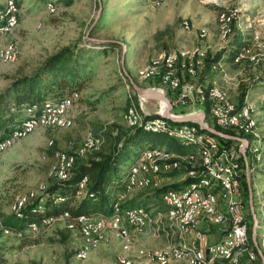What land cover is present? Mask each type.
<instances>
[{"label": "rangeland", "instance_id": "rangeland-1", "mask_svg": "<svg viewBox=\"0 0 264 264\" xmlns=\"http://www.w3.org/2000/svg\"><path fill=\"white\" fill-rule=\"evenodd\" d=\"M4 1L0 0V7H3ZM17 1L18 24L4 38L0 52L12 43L16 46L18 57L12 63L2 61L0 57V91L12 78L32 73L47 56L66 45L78 46L80 50L85 48L81 71L89 78L84 88L77 90L78 93L63 98H72V106L65 117L67 126H39L0 153V222L2 216L11 212L18 215L20 208L24 209L46 190V185L54 180L51 174L58 167L60 156L67 154L66 156L69 155L68 157L75 161L77 156L91 157L100 150L109 149L114 141L107 134L115 135L116 126L121 129L128 127L125 116L130 108L135 107L146 119L163 117L164 112L163 114L157 112L162 106L166 107L162 100L151 98L146 103L143 96L136 95L131 88L122 69V43L127 45L126 69L135 81L142 87L164 92L171 99L172 95L168 90L170 88L166 84L162 81L161 84H157L154 80H148L154 78L148 74L152 71L154 62H161L166 55L179 54L181 51L193 55L197 50L203 53L209 49V52L216 54L224 49L227 51L222 55L221 61L217 62V66H214L216 63L212 66L214 72H208L202 81L208 85L214 84L213 86L208 87L185 80L184 73L187 75L189 73L180 70V66L183 62L188 64L192 62L181 56L177 62L178 77L181 83L192 84L196 91L200 87L219 88L226 92L235 104L241 92L245 90V102L254 105V117L258 122V128L253 140L248 141L259 149L260 155L254 157L248 151L251 167L249 163V177L245 168V177L247 181L250 180L252 187L254 209L258 218L257 240L264 251V241L261 239V236H264V0H101V10L99 0H73L70 6L65 4V0ZM218 8L223 9L219 11ZM222 12L228 13L232 20L236 14L239 15L233 23L235 22L242 30L245 39L251 42V53L244 58L251 62L235 64L239 63L235 62L237 56L234 58L235 63L230 59L229 46L233 33L226 40L222 38L219 21ZM160 31L165 33L156 37ZM202 32L207 33V38H201ZM113 40L118 44L111 45ZM205 59V55H202L193 61L197 75L205 66ZM198 61H201L200 65H197ZM214 78L218 80L217 83H212ZM180 95L179 92L177 98L174 97L173 104L175 100H179ZM128 100H132V103L127 108ZM58 101L50 98L42 106H33L36 107L35 110L29 107L26 116L20 111L14 121L15 127L9 133L3 130L0 134H7L10 137L25 120L37 115L48 103H60ZM204 105L198 97V103L177 104L173 108V113L177 115L205 113ZM194 107L196 111L193 110ZM89 137L96 139V146L82 153L84 143ZM204 138L210 140L206 135ZM52 146L55 149H52ZM167 146L168 142L158 148L170 151ZM148 150L151 149L141 154L135 151L122 167V171H127L138 156V161L131 168L140 167ZM186 168H190V172L195 170L193 172L196 173L202 170L199 162L186 165ZM165 176L157 177L154 182L156 186L149 189L183 182L190 178V173L185 175L183 170L174 177ZM139 191H132L128 198L136 196ZM143 191L146 190L141 192ZM120 192L117 193V198ZM124 196L126 197V194ZM163 206L165 204L162 196V199L151 200L144 207H136L147 211L149 222L145 233L135 237L129 248H126L119 239V233L109 226L113 215L93 217L106 221V228L102 233L106 241L96 249L90 248L89 236L83 233L82 226L80 228L73 226L64 215L47 220L45 224L31 223L26 226L27 222L18 230L5 229L0 223V264H123L121 260L129 262L126 261L125 264H158L151 260L153 254L164 251L171 244L179 247L181 243H194L187 242L188 236L179 238L180 236L169 228L174 226L167 218L166 206L161 209ZM248 206L245 218L248 220L250 230V226L253 229L254 218L251 225L249 219V214H252L251 206L250 204ZM151 226L152 229L149 230ZM215 226L218 227L220 235L228 233L226 227L210 222L203 224L201 232L205 229L215 232ZM33 227L36 229L32 230ZM63 234L66 237H63ZM163 238L165 242L161 246L152 245L150 242L153 239L156 243L158 241L156 239ZM147 239L150 240L148 243ZM249 250L251 251L250 246ZM82 252H86V259L79 257ZM244 254L245 252L242 253ZM174 262L175 260H171L168 264H175ZM178 264L188 263L181 261ZM215 264L226 263L220 261Z\"/></svg>", "mask_w": 264, "mask_h": 264}, {"label": "trees", "instance_id": "trees-1", "mask_svg": "<svg viewBox=\"0 0 264 264\" xmlns=\"http://www.w3.org/2000/svg\"><path fill=\"white\" fill-rule=\"evenodd\" d=\"M72 3L73 0H65V4L67 6H70ZM218 9L220 11L223 8ZM237 16L239 15L237 14L235 16L230 25L231 31L229 36L233 33V36L230 39L229 46L231 48L230 59H233L234 62V58L237 56V58H235V62L239 61V63H234L242 64L245 61H249L245 60L244 58L246 56H249L247 55V51L252 45L250 40L245 39L242 30L238 28L237 24L235 22L233 23V21L238 18ZM165 31L157 32L156 37L163 35ZM110 44L117 45L118 43L112 42ZM105 48L106 46H104L103 49ZM80 49L81 48H79L78 46H63L59 50H56L54 53L47 56L46 59L32 73L18 75L17 77L11 79L9 84L2 91H0V131H11L15 127L14 121L20 111H22L24 116H26V110L29 107L42 106L46 102V100L50 98L57 101L61 100L66 95H72V93L75 92L78 93L77 90L84 88L86 80L89 78V76H87V74H82L84 72L81 71V64H83L85 48H83L82 50ZM243 49H245L244 52ZM226 51L227 50L223 49L216 54L208 52V55L205 59V66L203 67V69L198 73L195 78H192L191 76L184 73L185 80H190L197 84L208 87L213 86L214 84L208 85L203 83L202 81H204V76L208 72H214V70L212 69L213 64L216 63V65L214 66H217V62L221 61L222 55L225 54ZM148 80H154L157 84H161L160 77H155ZM131 88L133 89L132 86ZM168 90L172 95V100H174V97L176 99L179 94V91H174L171 89ZM206 90L210 91L212 89ZM135 94L137 95L136 92ZM245 98L246 91L243 90L239 96V100L236 101L239 107H242L245 104L249 103L248 101L245 102ZM211 102L212 101L208 100L203 106V110L206 113L207 121L210 122L211 125L226 134L243 137L249 141L253 140V135L257 130L258 126L256 129L251 130L249 132L238 131L233 128H223L219 126L215 121H213L214 119H212L213 117L211 115ZM131 103L132 100H128L127 108L130 106ZM176 106L177 104H174V108ZM136 111L138 112L137 109ZM138 114L145 119V117H143L139 112ZM210 119H212V121ZM189 124L195 125L200 129V126L197 122ZM116 127L117 133L115 135L107 134V136L114 141V144L109 149L100 150L95 156L91 157H88L87 155L83 157H75L74 167L72 169L71 176L69 179L60 181L53 177L54 180L50 184L46 185V190L40 193V195L34 198L30 203H28L24 207V209L20 210L18 215L11 212L8 215L2 216V220L0 222L1 226L5 229L18 230L22 229L27 222L28 223L26 224V226L31 223L41 224L43 220H50L52 218L60 217L65 213H68L70 215L69 221H71L74 226L79 228L77 220L80 217L113 215L114 204L116 203L118 196L117 193L119 191H121L120 193H122L126 189L129 180L128 176L130 168L138 161L139 156L135 161H133L127 171H122V167L130 159L131 155L135 151L137 153L140 152L141 154L143 151L149 148L164 146L166 142H168L167 147L174 154L187 155L196 150L194 147L185 146L176 138L170 137L164 133L148 132L142 127H127L126 129H121L119 126ZM202 132V134L205 133L204 135H206L208 139L219 141L220 143L231 147L232 151L239 152L240 148L237 147L238 141L232 139H225L207 131ZM102 139L106 140L104 137ZM51 148L55 149L53 146ZM247 156L250 163L249 152L247 153ZM240 161L242 163L243 169L245 170L246 163L243 156L240 158ZM181 171L183 170L175 171L171 174L166 175L165 177H174ZM84 179H87V183L83 188H81V183ZM192 181V178H187V180L183 182L164 185L162 188L158 189H137L140 190V193H138L136 196L129 197L125 201L122 208L124 210H127L136 207H144L151 200L162 199V196L165 192L169 190H179L181 188H184ZM242 182V189L244 192L243 195L245 198L246 205L248 206L250 188L245 176ZM155 186L156 185L154 183L151 188ZM142 190L146 191L141 192ZM39 199L41 200L39 201ZM164 208L165 206H163L161 209ZM249 219L251 220V225H253L252 214H249ZM252 233L253 229L252 226H250V249L251 251H255L257 254L258 261L256 262V264H262L261 257L252 239ZM63 237H66V235L63 234ZM245 254V258H247L248 261L249 254L248 252H245ZM241 255H238V259L244 257V255ZM221 262L231 264V262L229 261ZM215 263L216 262H214L213 264Z\"/></svg>", "mask_w": 264, "mask_h": 264}, {"label": "bare ground", "instance_id": "bare-ground-1", "mask_svg": "<svg viewBox=\"0 0 264 264\" xmlns=\"http://www.w3.org/2000/svg\"><path fill=\"white\" fill-rule=\"evenodd\" d=\"M3 7H0V45L3 43L4 38L12 32V30L18 24V17L16 13H18V5L16 0H5ZM11 11V19L9 25H7V19H9V13ZM237 15V14H236ZM232 18L226 12H222L220 14V23L222 27V38L226 40L230 34V25ZM229 33V34H228ZM201 38H207V33L202 32ZM180 52V51H179ZM199 50H197L193 55L189 53L181 51L179 54H169L166 55L163 61H156L153 63V69L149 74L151 77H160L163 84H166L171 90L177 91L172 86V81L169 78L178 77V59L181 57L187 58L192 63L188 64L183 62L180 66V70H186L189 75L196 77L197 70H195L196 66L193 63L195 59H199L202 57ZM251 49L247 51V55H250ZM197 56V57H196ZM0 57L2 61L7 63H12L17 60L18 52L16 46L12 43L8 44L1 52ZM168 57V58H167ZM180 61V60H179ZM197 61V60H196ZM181 63V61H180ZM196 63V62H195ZM201 61L197 62V65H200ZM180 65V64H179ZM186 72V73H187ZM179 78V77H178ZM180 82V79H179ZM189 87L194 89L192 84L188 85ZM202 104H205L208 100L212 101L211 103V113L216 121V123L223 128H233L238 131L249 132L254 130L258 126V122L254 117V105L252 103H247L242 107H237L230 97H228L227 93L219 88H214L210 91L206 89H197ZM215 92L224 100L225 109L235 110V114H241L240 124L235 122H225L222 119H218L214 116L215 114V103L214 97ZM179 100H183V92H180ZM77 98V95L74 96ZM162 100L165 104V100L162 98H157ZM60 103H48L42 110L38 111L37 115L31 116L29 119L25 120L18 130H14L15 132L9 135L0 134V153L6 151L8 148L12 146L14 141L20 140L21 138L27 136L32 133L39 126H53V127H65L67 126V122L65 120L66 113L72 106V98L67 97L61 101ZM167 105V104H166ZM57 108V111H56ZM36 107H33L35 110ZM163 114V112L161 113ZM127 126L129 128L142 127L144 130L148 132L155 133H165L170 137L176 138L178 141L185 143V146H192L196 150V153H192L191 155H178L174 154L170 151H164L161 148L156 147L149 148L151 150L146 151L144 155V159L141 161L140 167L131 168V172L128 180V184L126 189L123 191L122 200L119 202L118 198L116 203L114 204V218L110 223V227L119 233V239H121L122 243L126 248L131 247L133 244L135 237L141 236L145 233L148 222L149 215L147 211L141 208H131L124 210L122 206L125 201L128 199V195L132 193V191L137 189H149L154 185L155 179L160 176H165L171 174L175 171H179L183 169L184 159L186 158V165H193L194 163H200L202 170L198 173L190 172V178L193 181L181 188L179 190H169L163 194V201L166 206L167 218L173 224L176 230L183 234H189L191 231L190 226L187 225L189 221V213H183L182 203L181 202H172L168 199V196H172L173 194H177L181 191H187L191 189L192 185H199L201 182H206L209 185H212L215 188V191L218 193V210L221 213L219 218H207V220L203 221L211 222L217 226H223L226 223H229L230 232H234L236 230V219L240 221V236L242 238V243H234L227 250L223 251L219 255H212L208 259H204L203 252L200 248L194 246H172L164 251L158 252L157 254H153L151 260L158 264H168L171 260L175 261H185L188 264H213L214 262L219 261H229L231 263H238L240 259H238V255H241L243 252H248L249 260L254 261V254L249 250V224L247 221L246 212L248 211L245 199L243 197L242 191V180L245 176V172L243 171V166L240 161V158L243 156L240 152H235L231 150V156L237 159V164L239 165V170L235 168H226V175L231 177L235 187L238 189V192L234 191L232 187V182L224 175L223 171H218L213 169L212 167H205L206 164H211L212 162V154L207 153L206 151V143L202 138H188L184 139L180 136L175 135L173 131L163 130L159 127L151 126L149 124H162L170 128H175L178 130H186L193 135L204 137L201 130L195 125H191L188 122L183 124L174 123L171 120L164 117H156L151 119H144L138 114L135 108H130L125 116ZM166 119V120H165ZM171 122H169V121ZM149 123V124H146ZM178 124V125H175ZM201 131V132H200ZM10 132V131H9ZM8 132V133H9ZM96 139L94 137H89L85 143L84 148L82 149V153L87 150H92L96 146ZM239 142V141H238ZM249 142V141H248ZM241 147H245L246 143L239 142ZM250 143L249 147L246 149V154L249 151L254 157L260 155L259 149ZM173 158V159H172ZM166 160H171L168 164H162V171H156V165L158 162H165ZM75 161L73 158L68 157L66 155L60 156L59 165L54 169V172L51 174L52 177L62 181L67 180L71 176L72 169L74 167ZM190 169V168H189ZM199 169V168H198ZM197 169V170H198ZM191 170V169H190ZM196 170V171H197ZM249 177V171L246 170ZM189 174V173H187ZM87 183V179H84L81 183V188H83ZM126 194V197L124 196ZM121 195V194H120ZM239 202V205H238ZM238 208V210H237ZM21 210V208H20ZM252 211V208H251ZM139 215V218L142 222L143 229L137 228H128V231H123V228L117 227V223H112L117 220H123L124 217H136ZM64 216L66 218H70L68 213H65ZM87 219H94L93 217H80ZM102 220V219H99ZM42 222L47 223V220H43ZM79 228L82 226L77 220ZM106 222H102L99 224L91 234H89L85 228L82 226V231L85 235L89 236L90 240V248L96 249L99 248L105 241L106 238L102 235L104 229L106 228ZM202 223V224H203ZM36 224V223H34ZM74 226V224H72ZM199 224H195V227ZM33 228L32 230H35ZM30 230V231H32ZM195 238V237H194ZM79 257L81 259H86V252L80 253ZM258 260V259H257ZM256 260V261H257ZM127 261V260H126ZM125 260H121L123 264L126 263ZM128 262V261H127ZM129 263V262H128ZM242 264V263H239ZM256 264V263H255Z\"/></svg>", "mask_w": 264, "mask_h": 264}, {"label": "built area", "instance_id": "built-area-1", "mask_svg": "<svg viewBox=\"0 0 264 264\" xmlns=\"http://www.w3.org/2000/svg\"><path fill=\"white\" fill-rule=\"evenodd\" d=\"M10 19H11V11L9 13V19H7L6 27L9 25ZM244 51L245 49H243V52ZM208 52L209 49H206L203 51V53L200 54H205V57H207ZM169 79L172 81V86L175 89H177V91L183 92V100H175L174 101L175 104L190 105V104L198 103L199 94L195 89L189 87L187 84H183L179 82L178 77H172ZM149 99L151 98L143 97V101H145L146 103L148 102ZM214 103H215L214 116L216 118L222 119L225 122H235L237 124H240L241 114H235V110L225 109L224 100L217 94V92H215ZM237 107H239L238 103H237ZM165 109L166 107L162 106L159 110H157V112H165ZM193 110L196 111L195 107L193 108ZM195 113L197 112H194V114ZM149 125L159 127L160 129L163 130L173 131L175 135L180 136L184 139L202 138L206 143L207 153L212 154L211 164H206L205 167H212L215 170L223 171L224 175H226V168H235L239 170L237 159L231 156V147H228L220 143L219 141H210L205 139L204 137L193 135L186 130H178L175 128L167 127L162 124H149ZM237 147H239L240 149L242 148L239 142L237 144ZM182 159H184L183 170L185 171V175H187V173H190V170L186 168V158H182ZM170 161L171 160H166L165 162H158L156 165V171H162V164H168ZM243 171L245 172V170ZM227 178L232 182V187L234 188V191L238 192V189L235 187L232 178L229 176H227ZM118 199L122 200V193L118 197ZM168 199L171 200L172 202H181L183 213H189V221L186 224L190 226V230H193V237H195V247L200 248L202 250L204 259H208L212 255L221 254L223 251L227 250L234 243H242V238L240 236V221L238 219L235 220L236 230L234 232L220 235V237L217 240L212 241L210 239V236H208L209 234H207V232L195 231V224H202L203 221L207 220V218H219L222 213L218 210V193L215 191V188L212 185H209L206 182H201V184L199 185H192L190 190L181 191L177 194H173L172 196H168ZM40 200L41 199H39V201ZM78 219L81 225L85 228V230L89 234H91L99 224H101L102 222H106L104 220H98L96 218L95 219L78 218ZM112 223H117V227L123 228V231H128V228L143 229L139 215H137L136 217H124L123 220H117ZM29 230L30 229H28V231ZM253 254H254V261H247V258L241 257L238 263H231V264L256 263L258 257L255 251H253Z\"/></svg>", "mask_w": 264, "mask_h": 264}, {"label": "water", "instance_id": "water-1", "mask_svg": "<svg viewBox=\"0 0 264 264\" xmlns=\"http://www.w3.org/2000/svg\"><path fill=\"white\" fill-rule=\"evenodd\" d=\"M99 4H100V10L102 9V5H101V0H99ZM100 12V11H99ZM94 25V24H93ZM89 34V32H88ZM87 34V35H88ZM89 39H93V38H89ZM98 41H104L103 39H96ZM115 40H113L114 42ZM123 44V53H122V58H121V64H122V69L123 72L126 76V78H128L130 85L133 87V89L135 90V92L143 97H148V98H163L166 102V109L164 112V117L171 120L174 123H178V124H183V123H188V122H197L200 126V129L202 131H207L210 132L214 135H217L219 137L225 138V139H232V140H236L239 142H244L246 143L245 147H242L240 149V152L243 155V158L245 160L246 163V168L249 171V160H248V156L246 154V149L249 147L250 142H248V140L246 138L243 137H239V136H232L229 134H226L218 129H216L214 126H212L206 118V114L203 112H199V113H191V114H187V115H177L173 113V108H174V104L172 102V99L167 96L164 92H160V91H156L153 89H149V88H145L140 86L135 79L133 78V76L128 72V70L126 69L125 66V59H126V52H127V45L125 43ZM249 183V188H250V200H249V204L252 208V214H253V218H254V226H253V233H252V239L254 241V244L257 248V251L261 257L262 260V264H264V251L262 250L258 240H257V228H258V218H257V214L255 212L254 209V203H253V196H252V187L250 184V180H248Z\"/></svg>", "mask_w": 264, "mask_h": 264}, {"label": "crops", "instance_id": "crops-1", "mask_svg": "<svg viewBox=\"0 0 264 264\" xmlns=\"http://www.w3.org/2000/svg\"><path fill=\"white\" fill-rule=\"evenodd\" d=\"M212 47V46H211ZM218 82V80L216 79V78H214L213 79V81H212V83H217ZM187 83H189V82H187ZM184 84H186V83H184ZM200 88H203V87H200ZM213 89V88H212ZM150 111H152V110H150ZM153 113H154V111H152ZM251 213H252V211H251ZM206 222H208V221H206ZM206 222H204V223H206ZM203 223V224H204ZM211 223V222H210ZM262 223V222H261ZM264 223V222H263ZM203 224H199V225H197L196 227H195V231L196 232H198V230H200V232H201V228H202V226H203ZM213 224V223H212ZM216 227V226H215ZM220 227H226L227 228V231H228V233H230V227H229V223H226L225 225H223V226H220ZM169 228L172 230V231H175L180 237L179 238H186L187 236H188V239H187V242H189V243H191V242H194L193 244H185V243H181V244H179V246H190V245H195V238L193 237V231H191L189 234H186V235H183V234H181V233H179L174 227H171V226H169ZM150 229H152V226L151 227H149V230ZM160 229V227L159 228H157V230H159ZM204 229H205V227H204ZM203 232H207V234H209L208 236H210V239L213 241V240H217L219 237H220V233H219V229H218V227H216V231L215 232H209V231H207L206 229L205 230H203ZM186 236V237H185ZM163 237H165V236H163ZM261 239H263V241H264V236L262 235L261 236ZM156 240H158L156 243H154V240L152 239L151 241L150 240H148L147 239V243H148V241H150V242H152L151 244L152 245H155V246H161L162 244L164 245V242H165V240H164V238L163 239H156ZM155 240V241H156ZM167 240H168V238H167ZM171 246H174V245H170V246H168V247H171ZM148 262V261H147ZM181 261H175L174 263L175 264H178V263H180ZM150 263V262H149Z\"/></svg>", "mask_w": 264, "mask_h": 264}]
</instances>
